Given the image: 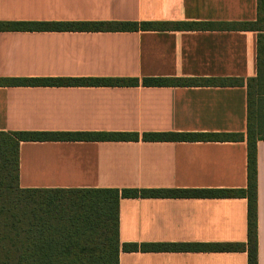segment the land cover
<instances>
[{"label": "crops", "instance_id": "1", "mask_svg": "<svg viewBox=\"0 0 264 264\" xmlns=\"http://www.w3.org/2000/svg\"><path fill=\"white\" fill-rule=\"evenodd\" d=\"M256 0H0V21L225 23ZM257 32L224 28L0 31V78H136L134 86H0V131L136 132L127 141H22L21 188L243 189L245 86H145L144 78H249ZM242 139H141L142 133ZM257 264H264V139L257 141ZM120 243H244L243 197L122 198ZM118 264H247L246 251L120 250Z\"/></svg>", "mask_w": 264, "mask_h": 264}, {"label": "trees", "instance_id": "2", "mask_svg": "<svg viewBox=\"0 0 264 264\" xmlns=\"http://www.w3.org/2000/svg\"><path fill=\"white\" fill-rule=\"evenodd\" d=\"M251 30L256 37V75L243 78H144L145 86H245L247 95L246 187L243 189L21 188L18 149L22 141H127L136 132L0 131V264H118L119 251H246L257 264V141L255 94L264 90V0H256L250 22L166 21H0V31H138L194 28ZM136 78H0V86L119 85ZM141 139L226 140L240 134L142 133ZM243 197L244 243H120L118 207L122 198Z\"/></svg>", "mask_w": 264, "mask_h": 264}, {"label": "rangeland", "instance_id": "3", "mask_svg": "<svg viewBox=\"0 0 264 264\" xmlns=\"http://www.w3.org/2000/svg\"><path fill=\"white\" fill-rule=\"evenodd\" d=\"M256 113H257V130L259 136H264V90L255 94Z\"/></svg>", "mask_w": 264, "mask_h": 264}]
</instances>
